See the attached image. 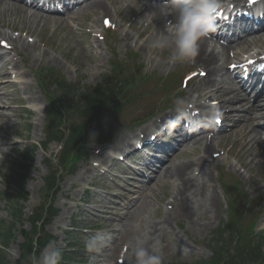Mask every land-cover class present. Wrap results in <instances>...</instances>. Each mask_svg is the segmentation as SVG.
<instances>
[{
	"label": "rangeland",
	"instance_id": "rangeland-1",
	"mask_svg": "<svg viewBox=\"0 0 264 264\" xmlns=\"http://www.w3.org/2000/svg\"><path fill=\"white\" fill-rule=\"evenodd\" d=\"M132 11L128 8H123L120 4H113L110 6V9L107 13L102 12H86L79 15L78 22L82 24L85 28L92 27V24L95 19L102 23V19L105 16H112L117 18H126L128 20L132 19ZM117 12V13H116ZM15 14L14 12L7 11L6 14L0 12V31L9 32L13 34L12 23L24 24L28 27L34 29V35L37 36L39 40V47L36 50H33L30 55L26 54L25 50L18 49L21 53L28 57L27 61H24L26 65L25 69H30L29 73H27L24 68L20 71L22 73L20 79L30 77L28 79V83L24 82L25 85L21 86V94L23 97V106L29 107L30 116H27L26 113L20 112L22 107H15L14 110L19 114L14 113V111H8L7 118H0V144L2 146H7L8 151L0 153V221H4L7 225L11 223L12 217V201L10 198L4 197V192L6 191L7 185L5 176H8L11 173H14L19 165L18 155L21 154L25 147H31L30 144L33 142H43L46 137V116L50 110L48 101L44 98L43 94L40 92L38 84L34 79L33 75H31L32 70L38 71L47 68H52L53 72L60 74L61 76L67 78L72 83H79L84 87V89L88 86H94L99 84L106 76L112 73V63H116L118 66L123 67L125 73L134 69L136 70L139 67H143L142 74L147 76L149 79L146 81L143 86L138 89V91H145L144 96H139L133 104L135 106V111L139 114L141 111L138 110V105H141V110L145 109V107H149L152 103L160 104L163 101V91L160 88L164 87L166 81L170 78L175 77V82L178 84V80L180 81L181 75L184 74L187 70H192L191 66L187 68L185 62H177L176 64H169L167 61V57L169 55V50H160V54L153 55L151 50L142 49L141 44H132L124 45L125 39L122 37L121 32L113 35V39H111L110 43L105 44V50H107V54L101 57L100 67L97 69L94 76L90 74L89 69L91 67L98 68L95 64L96 62L93 60V57H87L89 54L83 48L81 44V38H84L82 34H74L69 33V29L66 23H62V19L60 21L46 20L41 21L38 27L35 26V22L33 25L29 24V21L24 19V15ZM146 17V16H145ZM22 18V20H21ZM145 19V18H144ZM143 19V20H144ZM119 21V20H118ZM12 22V23H11ZM101 26V25H100ZM80 31V30H79ZM133 33L132 36H135V39L142 43V38L136 36V31H129ZM80 37V38H79ZM47 51L50 56V53L53 55L54 60H50L48 55L42 56L39 58V53ZM89 56V55H88ZM229 60L226 62L228 63ZM166 63V64H165ZM199 87L201 86L198 85ZM198 89L196 85H194L190 92L194 89ZM152 92V94H146V92ZM157 89H159L157 91ZM180 90V89H179ZM199 90V89H198ZM193 93V92H192ZM31 94H36L37 101L29 98ZM186 94L188 97L190 94ZM14 96V95H13ZM142 97V98H141ZM28 113V115L30 114ZM141 114V113H140ZM224 133V132H223ZM21 139L24 142L22 144H14L17 139ZM224 139H230L227 143L226 148L231 146L230 143L235 142V139L231 136L224 133L222 135ZM230 144V146L228 145ZM226 145V144H225ZM57 143H53L49 146V150L47 153L42 152L41 150L37 151L36 160L31 165L30 170L28 171L27 181L25 183V193L29 196V200H21V204L24 205L25 212L23 215V220L18 221L13 228L14 241L11 243V246L6 251V255L10 258L11 261H15L19 256L20 252V244L23 242V238L21 235V230L24 229V220L29 218V215L33 212V210L43 202V193L42 186L44 184L43 178L46 176L48 169L45 166L46 158L50 154H58ZM222 147V143L219 144V148ZM193 151V150H192ZM233 152V151H232ZM198 153V152H197ZM196 153V154H197ZM199 154H203V152L199 151ZM189 154H182L180 156L175 157V161H187L189 158ZM196 155H192L195 157ZM188 157V158H187ZM209 159V163L210 162ZM212 160V158H211ZM232 160L229 156L226 155L221 156L216 161L212 160V168L214 172V177L212 179V186L215 187L219 192V206L220 209V217L217 219L216 216L213 218L212 222L207 226L206 229L201 230L198 228L189 227V223L187 220L183 218H178L177 220L172 218L171 225L169 226V232L164 235L161 240V255L163 262L168 261H179L178 249L176 245L181 243L182 241H186L189 244L191 242H195L199 247H193L195 251L194 254L188 253V251L184 250L183 253L188 254V259L185 257V261L191 262L196 261L201 258H209L212 254L208 242L214 233V230L217 229L222 223H224L228 219V206H227V196L224 193V190L220 184V172L226 169L225 164ZM231 164V163H230ZM90 163L82 161L79 165V170L76 174L72 176H67L65 180L61 183V192L59 193L57 200L55 202L56 207L59 209L58 215L54 218L53 222L47 226V230L49 233L53 234L57 237V245L62 249H67L68 243H81L85 244V241L91 238L89 235H84L82 231H79L81 226L94 225L96 223L100 224H111L109 220L106 218L101 219L95 217L97 211L92 209L90 206L82 205V207H78L79 199L81 197H85V187L88 182L96 181L94 180V173L97 172L92 167L90 168ZM90 168V169H88ZM89 171L88 174H83V171ZM229 170V169H228ZM232 170L227 171L226 177L230 175ZM240 176H237L240 179L241 186L248 192V195L251 197H256L259 194H264V162H257L256 160L252 164L251 173H248L247 170L240 168L239 170ZM80 175V176H79ZM82 175V176H81ZM228 180V179H227ZM172 182V181H170ZM123 183V181L121 182ZM16 182L14 180H10V188H14ZM260 185L262 186L259 189ZM160 188V189H159ZM158 198L156 199V203H153L152 210L146 215L148 217L149 222H157L164 215L165 211L168 209L166 207V200L170 199L172 195V186L166 185L164 187H159ZM100 192L90 193L87 197L92 200L91 204L94 201L99 200ZM97 207V206H96ZM87 208V209H86ZM247 211V209H244ZM259 210V209H257ZM144 216L136 217L133 219V222H130L129 232L122 231V244H129L130 239H132L135 235H138L141 232L145 234L146 232V224ZM143 219V220H142ZM251 221V220H250ZM248 221V224L250 223ZM139 222L140 229L137 230L133 227L135 223ZM117 227L120 229L122 227L119 222H115ZM114 223V224H115ZM247 224L246 222H244ZM73 226V227H72ZM73 228L75 234L72 236L69 230ZM264 227L263 223H258L257 229H261ZM25 228L29 229L28 223L25 224ZM121 232V231H120ZM116 234L115 241L119 240L121 237L119 233ZM72 237L74 239L72 240ZM84 237V238H83ZM111 239V238H110ZM195 240V241H194ZM112 241V239L110 240ZM110 241L107 243L108 247L103 249L105 251H101V256L95 253H88L84 248L82 253H78L75 260H71L68 264H82V260H86L87 264H89L88 257L90 255H96L97 260L96 264H123L120 263L121 260L125 259L124 264H130L132 260V254H128L129 257L127 259L121 258L119 251L121 246L113 247V243ZM191 252V250H190ZM182 260V259H180Z\"/></svg>",
	"mask_w": 264,
	"mask_h": 264
},
{
	"label": "bare ground",
	"instance_id": "bare-ground-1",
	"mask_svg": "<svg viewBox=\"0 0 264 264\" xmlns=\"http://www.w3.org/2000/svg\"><path fill=\"white\" fill-rule=\"evenodd\" d=\"M119 3H128L132 5L130 0H126L123 2L122 0H117ZM113 3L112 0H87L82 5H77L72 9H69L67 14L71 15L72 13L75 16L82 12H104L108 11L110 5ZM9 6L16 7L18 10H22L20 6L12 4L9 0H2L0 3V10H12L13 8H8ZM15 8V10H17ZM168 6L163 4L162 1L152 2L147 4L145 9L153 13L154 18L153 21L149 23L152 27V31L147 34V37L144 39L145 49H148L147 45L149 42L155 40L158 36L164 34H170V24L167 23L171 21L173 18L171 15L166 14L165 11L168 10ZM40 19L45 18V20H53L50 16L39 15ZM55 17L54 19H57ZM54 21V20H53ZM57 21V20H55ZM67 21V26L69 27V31L73 33L74 27L72 24ZM75 21V19H73ZM65 22V20H64ZM12 23V22H11ZM63 23V22H62ZM12 29L19 31V32H26L27 37H30L34 34V29L28 27L24 24H15L12 23ZM147 30H141V36H143ZM2 33L0 32V36ZM127 39L131 42L133 38L130 35H127ZM9 46L15 48V45L22 47L23 49L30 52V50L35 49L36 42L31 44L27 41L26 37H8ZM249 40V39H248ZM247 39H244L235 45H233V49L236 46H243L247 45ZM15 43V44H14ZM232 49V50H233ZM152 53H155V50L151 49ZM231 48H220L215 47L209 43V39L204 37L199 43V51L198 54L188 60V64H197L202 65L207 68L208 72L203 79L204 81V90L207 91L203 95L205 99H210L215 94H228L233 95L230 96L229 99L223 100L224 106L228 104L232 106L231 115H233V126L234 128L231 130L233 135H237L239 137L238 143L241 146L240 150L238 149L239 153H242V158L246 162V164L252 163L254 160H264V125H257V122L260 120H264V97L262 95L263 90L257 92L255 94L256 102L255 103H248L247 98L250 96L249 93H243L238 90H234L232 88L228 89L227 91L223 90V86L227 85V83H231V75L229 70L226 68V61L230 60V52ZM44 55L47 53H43ZM48 55V54H47ZM49 56V55H48ZM88 57V55H87ZM50 60H54L53 55L50 53L49 56ZM99 64V63H98ZM14 68H18L16 62H12ZM98 68L91 67L89 69L90 74L92 76L95 75L97 72L96 70L99 69V65H96ZM8 74V73H7ZM230 79V80H229ZM2 86L0 84V102L6 97V93H2ZM231 91V92H230ZM223 92V93H222ZM36 99V97H35ZM240 104V107H234L237 104ZM220 104V103H219ZM198 106L205 107L203 103L199 102ZM238 106V105H237ZM229 115V116H231ZM6 112L0 110V118L5 117ZM230 118V117H229ZM220 140L219 134H214L209 138V135H197L193 136L191 139L183 141L180 143L177 148L178 149H171V151L179 150V152H175L174 154H189V149H203V153L206 156H209L210 152L213 150V144H216ZM197 153L196 158L189 159L188 162H181V161H170L169 164H162L155 169V182L160 186L168 185L170 181H172V200L176 208L173 211H165L164 215L160 218L157 222H149L146 213L148 214L152 209V206H148L149 202L152 204L151 199L146 203L147 198L149 196L156 197L158 194V189L155 188V185L149 186L148 191L151 193H147L146 191L143 192V196L137 200H130L129 201V209H124V213H120V223L123 227H121L122 231L129 232V225L130 222H133V219L136 217H140L141 215L144 216L146 224V236L149 237V242H151V238H158L160 240L161 237L164 236L166 228H169L171 225L172 218L178 219L183 218L188 221L189 227H193L204 230L207 226L212 222L213 218L216 216L218 219L220 217V209L218 208L219 205V192L217 189L210 185V179H212L214 173L212 171V167L205 163V157L199 156ZM238 154V153H237ZM239 155V154H238ZM176 155L169 157L175 158ZM252 157L249 162H247V158ZM199 171V175H196V171ZM153 171V170H152ZM147 204V205H145ZM148 208V209H146ZM108 213H112L110 211H106ZM123 215V219L121 216ZM142 219V220H143ZM116 220V222H118ZM122 231L119 233L121 236L119 240H122ZM114 240V239H113ZM119 240L112 241L113 246H121L122 242L120 243ZM131 240V239H130ZM185 246L187 243L183 242ZM124 253L129 257L128 254H131V250L128 247ZM132 258V256H131Z\"/></svg>",
	"mask_w": 264,
	"mask_h": 264
},
{
	"label": "clouds",
	"instance_id": "clouds-1",
	"mask_svg": "<svg viewBox=\"0 0 264 264\" xmlns=\"http://www.w3.org/2000/svg\"><path fill=\"white\" fill-rule=\"evenodd\" d=\"M221 7V0H171L168 15L172 16L169 21L172 27L170 34L158 36L152 41L151 47L158 50H169L167 61L169 64L185 62L194 58L199 51L200 41L214 30L215 13ZM178 111L183 109L185 100L178 98L176 101ZM220 117L219 108L212 105L204 117L203 123L211 125ZM173 125L177 121H171ZM8 151L7 146H0V153ZM133 227L140 229L139 222ZM107 246L104 235L98 232L85 241L84 248L88 253H100ZM131 250L132 260L130 264H163L161 255L162 245L158 238H151L143 232L135 235L128 244ZM62 250L56 240L49 242L40 250L28 257L29 264H60ZM96 255L88 257L89 264H96Z\"/></svg>",
	"mask_w": 264,
	"mask_h": 264
},
{
	"label": "trees",
	"instance_id": "trees-1",
	"mask_svg": "<svg viewBox=\"0 0 264 264\" xmlns=\"http://www.w3.org/2000/svg\"><path fill=\"white\" fill-rule=\"evenodd\" d=\"M108 89L100 87L97 89V93L93 96L86 97L87 101V108L88 109H94L96 110L99 108L106 98ZM89 97H93L94 99H89ZM80 131L81 129H72L69 134V139L67 141L68 146L72 145L73 147L74 143H77L80 137ZM61 135L64 136V133L60 132ZM50 185H55L56 177L52 175L50 177ZM18 213L21 212V209H16ZM51 209H37L35 217L32 218L33 223V229L31 231H24L23 235L25 238L24 243L21 245V255L16 260L14 264H29L28 257L30 254L35 253L37 256L40 253V250L44 248V246L49 242L48 239L44 233H42L41 228H39L38 224L44 219V216L49 215L50 217ZM19 218V216H17ZM12 238V232L11 227L9 228L6 233H3L2 242L5 245L4 247L9 245V242ZM245 243H248L247 240H245ZM261 246L264 245V236L260 238L257 242ZM260 245L257 246L258 249H253L249 245L245 244L242 247H240L234 255H231L227 264H252L253 262L257 261L259 259L258 254L256 251H260ZM260 247V248H259ZM216 264L219 262V258L217 257L214 259ZM0 264H12V262L7 258V256L4 254V251H0Z\"/></svg>",
	"mask_w": 264,
	"mask_h": 264
}]
</instances>
